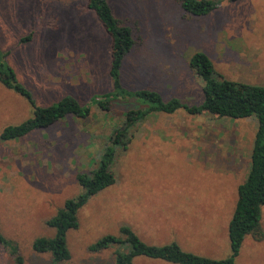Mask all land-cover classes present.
Segmentation results:
<instances>
[{
    "label": "rangeland",
    "instance_id": "rangeland-1",
    "mask_svg": "<svg viewBox=\"0 0 264 264\" xmlns=\"http://www.w3.org/2000/svg\"><path fill=\"white\" fill-rule=\"evenodd\" d=\"M220 1L208 15L194 16L179 0H109L135 37L121 68L123 87L200 104L203 81L189 65L196 51L225 78L264 85V0ZM27 36L31 40L22 42ZM110 47L86 0H0V55H7L36 104L73 95L90 107L86 118L69 115L20 139H0L1 232L19 244L24 264H116L115 246L99 252L89 246L103 235H119L123 225L148 244L175 241L185 251L229 257L228 226L249 172L258 120L184 109L153 112L130 128L127 147H116V182L89 198L78 213L79 227L68 232V262L33 251L36 238L55 233L46 221L84 193L78 174L100 165L124 114L142 106L123 97L110 98L109 111L99 105L113 89ZM33 111L28 99L0 82V134ZM261 225L264 232V207ZM0 264H17L1 244ZM133 264L174 263L138 256ZM234 264H264V237L248 236Z\"/></svg>",
    "mask_w": 264,
    "mask_h": 264
},
{
    "label": "trees",
    "instance_id": "trees-1",
    "mask_svg": "<svg viewBox=\"0 0 264 264\" xmlns=\"http://www.w3.org/2000/svg\"><path fill=\"white\" fill-rule=\"evenodd\" d=\"M179 1L183 9L194 16L208 15L221 3L220 0ZM86 3L88 9L96 13L111 38L109 73L113 81V89L104 97L98 98L99 105L109 111L110 98L123 97L122 99L134 98L142 106L138 107L136 104V107L124 114V123L115 129L114 139L112 138V143L106 145L100 165L90 174H78L77 179L84 188V193L67 199L63 207L46 221L48 227L53 228L55 233L51 237L36 238L32 244L33 251L51 254L54 263L68 262L72 258L68 245V232L79 227L78 213L89 198L116 182L112 170L116 147L120 145L127 147L131 140L128 138L130 128L137 122L145 120L153 112L173 114L179 109H184L192 115L209 113L218 117L236 119L255 116L258 120L249 172L238 187V199L228 226L231 248L229 257L214 259L185 251L175 241L161 246L148 244L128 225L120 227L119 235H103L89 248L99 252L115 246L116 264H133L138 256L174 264H234L248 236H253L258 241L264 237L261 225L264 207V85L227 79L218 73L213 61L205 52L196 51L189 58V65L203 81V100L200 104H187L177 97L165 100L158 91L151 89L127 90L122 85L121 68L126 55L135 44L133 30L116 18L109 0H86ZM31 38L32 36L23 37L21 41L26 42ZM6 56V54L0 55V82L6 88L28 99L34 111L33 116L22 123L5 127L0 134L1 140L20 139L34 130L50 127L69 115L79 118L90 115V107L83 106L73 95H66L59 102L49 106H38L30 90L18 81L16 72L6 60ZM94 100L93 98L92 101ZM0 244L17 264L25 263L19 244L5 236L1 230Z\"/></svg>",
    "mask_w": 264,
    "mask_h": 264
}]
</instances>
